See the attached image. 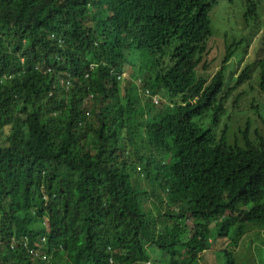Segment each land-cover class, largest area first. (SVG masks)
<instances>
[{"label":"trees","instance_id":"16d2710c","mask_svg":"<svg viewBox=\"0 0 264 264\" xmlns=\"http://www.w3.org/2000/svg\"><path fill=\"white\" fill-rule=\"evenodd\" d=\"M216 5L0 0V264H264V104L217 129L253 88L232 47L206 72Z\"/></svg>","mask_w":264,"mask_h":264},{"label":"rangeland","instance_id":"374dc122","mask_svg":"<svg viewBox=\"0 0 264 264\" xmlns=\"http://www.w3.org/2000/svg\"><path fill=\"white\" fill-rule=\"evenodd\" d=\"M248 14L249 17L245 19ZM210 17L213 34L207 41L208 54L205 55L209 63L206 71L209 77L218 70L229 47H232V56L226 65L229 86L245 65L251 64L247 83L239 90H248V84L253 90L243 93L235 107L232 106L235 94L231 96L225 104L227 113L221 118L217 128L228 123L231 129L229 138L233 142L235 134L242 138L238 133L239 128L244 129L246 121L255 118L250 102L254 100L257 104H264V95L258 93L259 68L255 65L264 54V0H217ZM95 54L100 60H105L99 48H96ZM238 142L242 143L240 140ZM46 226L48 227L47 223Z\"/></svg>","mask_w":264,"mask_h":264},{"label":"clouds","instance_id":"9594fccd","mask_svg":"<svg viewBox=\"0 0 264 264\" xmlns=\"http://www.w3.org/2000/svg\"><path fill=\"white\" fill-rule=\"evenodd\" d=\"M225 53H226V51H225ZM224 57H225V55H224ZM231 57V56H230ZM229 61V60H228ZM223 62H224V58H223V61H222V63H221V65L220 66H222V64H223ZM257 62V61H256ZM228 63V62H227ZM227 63H226V65H227ZM245 66H248V71H249V76H250V66H251V64H249V65H245ZM245 68V67H244ZM243 68V69H244ZM219 69V68H218ZM242 69V70H243ZM241 70V71H242ZM240 71V72H241ZM248 79V78H247ZM247 79H246V83H247ZM145 93L147 94V95H150L151 97H152V102L155 104V105H157L158 104V102H159V96L158 95H156V94H153V93H151V92H149L147 89L145 90ZM155 99L157 100V101H155ZM146 264H150V262H146Z\"/></svg>","mask_w":264,"mask_h":264},{"label":"built area","instance_id":"2783aa9c","mask_svg":"<svg viewBox=\"0 0 264 264\" xmlns=\"http://www.w3.org/2000/svg\"><path fill=\"white\" fill-rule=\"evenodd\" d=\"M155 101H157V100L155 99Z\"/></svg>","mask_w":264,"mask_h":264}]
</instances>
